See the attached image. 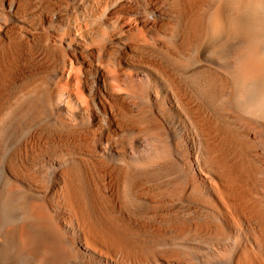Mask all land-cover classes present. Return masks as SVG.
Listing matches in <instances>:
<instances>
[{"label": "bare ground", "instance_id": "obj_1", "mask_svg": "<svg viewBox=\"0 0 264 264\" xmlns=\"http://www.w3.org/2000/svg\"><path fill=\"white\" fill-rule=\"evenodd\" d=\"M0 264H264V0H0Z\"/></svg>", "mask_w": 264, "mask_h": 264}]
</instances>
